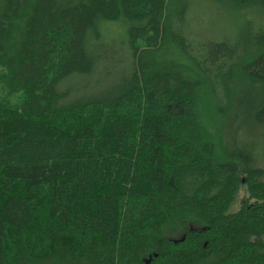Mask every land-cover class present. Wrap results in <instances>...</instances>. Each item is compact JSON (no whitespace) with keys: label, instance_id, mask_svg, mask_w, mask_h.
Listing matches in <instances>:
<instances>
[{"label":"trees","instance_id":"1","mask_svg":"<svg viewBox=\"0 0 264 264\" xmlns=\"http://www.w3.org/2000/svg\"><path fill=\"white\" fill-rule=\"evenodd\" d=\"M223 1L213 40L185 0H0V264H264V0Z\"/></svg>","mask_w":264,"mask_h":264},{"label":"rangeland","instance_id":"2","mask_svg":"<svg viewBox=\"0 0 264 264\" xmlns=\"http://www.w3.org/2000/svg\"><path fill=\"white\" fill-rule=\"evenodd\" d=\"M191 6L190 16L199 20L196 25L191 27L194 33L196 30L202 37L206 39L219 40L234 31L236 23L242 20L245 14L251 16L249 12L244 14L237 11L229 3L223 0H185ZM257 10H254V20L258 23ZM260 128L254 122H247L246 119L239 118L227 124L225 133L223 134V145H230L229 148H242L247 144V140L258 138ZM258 164L264 167V152L258 151ZM242 196V194H240Z\"/></svg>","mask_w":264,"mask_h":264}]
</instances>
